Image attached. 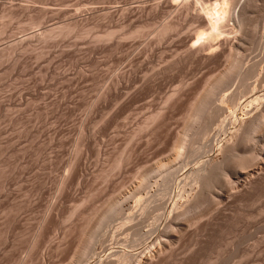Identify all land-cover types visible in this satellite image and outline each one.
Here are the masks:
<instances>
[{
	"label": "rangeland",
	"instance_id": "obj_1",
	"mask_svg": "<svg viewBox=\"0 0 264 264\" xmlns=\"http://www.w3.org/2000/svg\"><path fill=\"white\" fill-rule=\"evenodd\" d=\"M172 1L0 0V264L120 258L117 249L135 235L119 227L146 210L125 195L152 176L158 196L165 183L155 172L171 160L180 176L206 160L218 167L201 183L204 193L195 195L191 182L194 195L178 201L200 223L186 224L161 264H264V162L244 171L224 154L250 121L245 98L233 105L229 95L255 61L261 80L249 83L255 97L264 95V7L251 9L247 31L234 21L224 29L222 40L248 32L243 57L222 49L205 60L194 56L206 35L198 14L203 5L220 11L224 0ZM244 2L227 4L238 11ZM168 23L173 29L160 36ZM196 105L209 109L199 114ZM258 143L261 155L264 139ZM179 148L187 155L180 161ZM137 217L147 234L153 214Z\"/></svg>",
	"mask_w": 264,
	"mask_h": 264
},
{
	"label": "bare ground",
	"instance_id": "obj_2",
	"mask_svg": "<svg viewBox=\"0 0 264 264\" xmlns=\"http://www.w3.org/2000/svg\"><path fill=\"white\" fill-rule=\"evenodd\" d=\"M174 1H177V0H174ZM172 1V2H174ZM188 1V4H189V0ZM185 1V2H187ZM225 1V2H224ZM222 2V4L219 6L222 7L220 9V11H218L215 7V9L213 8V5L212 7L211 6H202L201 8V13L198 14V15H202V12H203V15H202V18L198 21H200L203 25V27L206 28V32H205V38H201V39H205L204 41L203 40H200L202 42H198L200 46H198L199 48L197 49V51L195 52L194 56H198V58H203V59H207V58H210L211 56H215L216 54H218L222 49H227L229 51V55L228 58L229 59H232L234 56L237 57H242L244 56V53L247 51V40H248V32L247 33H243L241 31V33L239 34V32L237 30H239V28L235 31L238 32V35L237 37H235V39H229V38H225L224 40H222V37L224 36V29L227 28V27H230L231 25V21L233 22H236L234 23L235 25H239L240 26V29H242L243 31H247L245 30V28H247V25H248V19L251 15V12L252 10L251 9H254V8H261V10L263 9L264 7V0H245V2L242 4V6L240 7V9L238 11H234L235 8H232V6H230V4L228 5L227 3H231L233 4V0L231 2H227L228 0H224ZM192 3V2H191ZM214 3V2H213ZM187 4V3H186ZM216 4V3H215ZM219 4V3H218ZM236 4V3H235ZM175 5V4H174ZM185 5V4H184ZM187 6V9L189 8L188 5ZM191 6V5H190ZM185 7V6H184ZM192 7V6H191ZM198 7V6H196ZM200 7V6H199ZM199 7L196 9V10H199L198 12H200V9ZM158 8V7H157ZM194 8V7H193ZM231 8H232V12H231ZM256 9V10H257ZM190 10V8L188 9ZM192 10V9H191ZM190 10V11H191ZM195 10V11H196ZM255 10V9H254ZM253 10V11H254ZM252 11V12H253ZM188 13V11H187ZM197 13V12H196ZM232 13V14H231ZM250 14V15H249ZM197 15V14H196ZM195 15V16H196ZM198 17V16H197ZM195 20V18H194ZM197 20V19H196ZM259 22V21H258ZM230 23V24H229ZM166 25V24H165ZM163 26V28L160 30V36H162V34H167V31L169 33V30L173 29L172 27V24L170 25L169 23L166 25V26ZM234 26V25H232ZM258 26V25H257ZM236 26H234V29ZM233 29V27H231ZM244 28V29H243ZM250 28V27H249ZM163 30V31H162ZM226 30V29H225ZM201 31V30H200ZM231 31V30H230ZM234 31V32H235ZM263 31H264V26H263ZM142 32V31H141ZM163 32V33H162ZM232 32V31H231ZM229 32V34L231 33ZM111 33V32H110ZM115 33V32H114ZM113 33V34H114ZM256 33V32H255ZM112 34V35H113ZM164 34V35H165ZM196 34V33H195ZM204 34V33H203ZM261 34V33H260ZM116 35V34H115ZM140 35V34H139ZM232 35V33H231ZM234 35V36H235ZM264 35V34H263ZM203 36V35H202ZM233 36V37H234ZM110 37V36H109ZM261 37V36H260ZM232 38V37H231ZM264 38V36H263ZM259 39V42L260 40L262 41L261 38H257V40ZM224 41V42H223ZM195 42V41H194ZM262 43V42H261ZM195 44V43H194ZM264 44V43H263ZM261 45V44H260ZM195 47V45H194ZM197 47V46H196ZM255 48V47H254ZM258 48V46H257ZM264 48V45L261 46V50L259 52V54H261L262 52V49ZM195 50V49H194ZM222 52V51H221ZM193 54V53H192ZM191 54V56H192ZM258 54V53H257ZM213 56V57H214ZM263 56H264V53H263ZM237 57V59H238ZM246 57V56H245ZM257 57V55H256ZM216 58V57H215ZM264 58V57H263ZM234 59V58H233ZM236 59V58H235ZM243 59V58H242ZM241 59V60H242ZM245 59V58H244ZM211 60V59H210ZM239 60V59H238ZM236 60L235 63H236V67L240 70L242 68V61H238ZM246 60V59H245ZM244 61V60H243ZM262 61V60H261ZM264 61V60H263ZM262 61V62H263ZM264 63V62H263ZM262 64V63H261ZM260 63L257 64L256 61L252 64H249V65H246V67H244L243 69V73H244V79H243V84H241V87L236 91V92H232L233 95H229V97H231V100L233 101V105H237V101L242 99V98H245V100H242L244 102H242V106H245L246 109H248L247 111V114L249 115L250 117V121L248 124H245V125H242L240 131L241 136H239L237 142L235 143H230L229 145L226 146L225 148V152L224 154H227V156L229 157L230 155H233V158H237L236 160H238L237 162V166H236V169H241V170H244V171H249V169H253L252 167L254 165H263V162H264V152L263 154L259 155L258 151L255 150L257 144L259 141L261 142L262 139H264V95H260V96H257L255 97V95H258L256 92L255 93V90L256 89H252L251 87V84L249 83V81L251 80V78H255L258 77L259 73H258V69L257 67H259ZM236 68V69H237ZM261 73V72H260ZM232 74V73H231ZM263 74V73H261ZM117 78V77H116ZM262 78V76H261ZM224 79V77H223ZM222 79V80H223ZM226 79V78H225ZM224 79V80H225ZM259 79H260V75H259ZM264 79V78H263ZM221 80V82L223 83V81ZM236 80V79H235ZM261 80V79H260ZM242 81V80H241ZM220 82V83H221ZM264 82V80H263ZM219 83V82H218ZM219 83V85H220ZM226 83V82H225ZM253 84V83H252ZM262 83H260L261 85ZM218 85V86H219ZM223 85V84H222ZM226 85V84H225ZM216 86V85H215ZM221 86V85H220ZM261 87V86H260ZM213 88V87H212ZM224 88V87H223ZM215 89V88H214ZM221 89V87H220ZM219 88L217 89L216 88V92H218L220 90ZM220 92H223L222 90L219 91ZM263 92V91H262ZM213 93V92H212ZM218 93V94H219ZM264 93V92H263ZM216 94V93H215ZM214 94V95H215ZM251 94V95H250ZM178 95V94H177ZM213 95V94H212ZM213 95V96H214ZM217 95V94H216ZM220 95V94H219ZM228 95V94H227ZM212 96V97H213ZM255 97V98H254ZM172 98H170L171 100ZM211 99V98H210ZM173 100V99H172ZM209 100V99H207ZM212 100V99H211ZM200 101V100H198ZM170 102V101H169ZM211 102V101H210ZM205 103V102H204ZM203 103V104H204ZM167 104V103H166ZM193 104V103H192ZM195 104V103H194ZM198 104V102H197ZM201 104V103H200ZM209 104V103H208ZM207 104V105H208ZM202 106V105H201ZM204 106V105H203ZM209 106V105H208ZM207 106V108L209 109V107ZM217 106V105H216ZM212 107V106H211ZM205 109V106L203 107ZM206 108V109H207ZM213 108V107H212ZM210 108V111L209 113L211 112V109ZM218 109H220L218 106H217ZM215 108V110L217 109ZM250 108V110H249ZM194 109H197V113L201 114L203 112H207L208 109L204 111V109H202L201 107L198 108L197 105L194 106ZM218 109L215 111H213L214 115L215 113L217 114L218 112ZM192 110V109H191ZM220 112H221V109H220ZM162 113V112H160ZM196 113V112H195ZM194 113V114H195ZM196 113V115H197ZM207 113V115L209 114ZM219 113V112H218ZM203 114H206V113H203ZM212 114V113H211ZM209 114V115H211ZM194 115V116H196ZM218 115V114H217ZM220 115V114H219ZM218 115V117H219ZM204 116V115H202ZM201 116V117H202ZM199 117V116H198ZM207 117V116H206ZM211 117V116H210ZM209 117V118H210ZM154 118V117H153ZM197 118V117H196ZM208 118V117H207ZM232 118V117H231ZM158 119V118H157ZM200 119V118H198ZM230 119V118H229ZM201 120V119H200ZM223 122V121H222ZM231 122V121H230ZM238 122V121H237ZM150 123V122H149ZM148 123V124H149ZM233 124V123H232ZM150 127V126H149ZM221 127V126H220ZM224 127V126H222ZM204 128V127H203ZM212 128V127H211ZM208 129V127H207ZM206 129V130H207ZM224 129V128H223ZM243 129V131H242ZM201 130V129H200ZM206 130L204 128V130L202 129L203 131V134L202 135H206ZM210 132V130H207ZM208 132V133H209ZM239 132V131H238ZM202 133V132H201ZM207 133V134H208ZM222 133V132H221ZM239 135V134H238ZM235 137V136H234ZM215 141V140H214ZM233 141V140H232ZM179 142V141H178ZM177 142V143H178ZM211 144H213L211 142ZM256 144V145H255ZM259 144V143H258ZM179 145V143H178ZM206 145V144H205ZM209 145V144H208ZM204 146V145H203ZM212 146V145H211ZM258 146V145H257ZM175 147V146H174ZM178 147V146H176ZM184 148V147H183ZM200 148V147H199ZM199 148L196 150L197 153H198V150ZM255 148V149H254ZM182 149V148H181ZM193 149V148H192ZM222 149V148H221ZM176 149L174 148V151ZM180 150V148H179ZM178 150V151H179ZM201 150V149H200ZM203 151V150H202ZM190 152V151H189ZM176 153V151H175ZM196 153V154H197ZM188 154V153H187ZM193 154V153H191ZM177 158L179 160V158L185 156L186 154H184V152H182V150H180L179 152H177ZM189 155V154H188ZM181 156V157H180ZM187 156V155H186ZM194 157V155H192ZM226 156V159L224 158V160H227L228 157ZM259 156H261L260 160H259ZM176 158V160H177ZM234 158V160H235ZM262 159V160H261ZM210 160V159H208ZM233 160V159H232ZM172 161V160H171ZM171 161H168L169 164L165 163L163 165H161L159 168H157V173L158 174V177H164L162 179H164V190H162L158 196H152L151 194V188L153 187V181L151 182V180H154L155 177L152 178V176H150L151 178L149 177H146V178H143L141 182H139L136 186H133L130 191L125 195V198L126 200H130V199H133L135 201L137 200H141L143 202V205L145 206L146 210L145 212H140V213H135V214H132V215H127L128 218L124 219L123 220V225H121L119 228H121L122 231L125 232L126 228H128L127 230H133L134 232V241H132L130 243V245H126L127 242H125V245L122 243L121 244V248L117 249L118 250V253L120 254V252L122 253V255L120 256V258L118 257V254H115L114 256H111L112 254H108L107 258H110L109 260L106 258V264H115L117 263L116 260H112L115 256H117L120 261L118 264H161V262L166 258L168 257L167 254L170 253L169 251L172 250V245L174 244V242H176V239L178 236H180L181 234H183V230L186 226V224H190V227H193V229H196V226H198V224L200 223H194V220H193V217H191V214L193 213L194 209L192 208H189L187 207V202L184 203L183 207L180 206V207H177L178 206V201L180 200H184V197H186V193L187 195L189 194L188 197H190L192 194L190 192H188V188L190 184L194 183L192 185V188L195 187L197 188V190H194L195 188L191 189L193 190L192 192H194V194H198V195H201L202 193H204V191L202 192L203 189H201L202 187V184L201 183H205L203 188L205 187V185H207V179L209 177H212L213 175L212 174H215L216 172H214L215 170H217V167L218 165L215 164V163H212L211 161L210 162H207L206 160V163H203L202 165L196 167V168H188L186 169V166L184 167L183 169V176H180V170L179 168L177 167H173L174 165L172 163H170ZM180 161V160H179ZM260 161V162H259ZM175 162V161H174ZM229 162V161H228ZM225 163V162H224ZM179 164V163H178ZM217 165V166H216ZM222 165V164H221ZM226 165V164H225ZM189 166V165H188ZM194 166V165H193ZM191 167V166H190ZM264 168V167H263ZM155 170V168H154ZM221 171V169H220ZM214 172V173H213ZM254 173V172H253ZM248 174V173H247ZM250 174V173H249ZM256 175V174H255ZM155 176V175H153ZM157 176V175H156ZM246 176V175H245ZM262 176V175H261ZM243 174H242V178H243ZM248 177H250L248 175ZM253 177V176H252ZM255 177V176H254ZM251 178V177H250ZM254 179V178H253ZM256 179V178H255ZM260 179V178H258ZM210 180V179H209ZM212 181V179L210 180ZM241 180H239L240 182ZM192 182V183H191ZM250 182V181H249ZM251 183V182H250ZM210 184V183H208ZM150 189V190H149ZM245 189V188H244ZM129 190V189H128ZM148 190V194H147V198L145 199H141V194L142 192L144 191H147ZM193 194V195H194ZM197 195V196H198ZM196 196V197H197ZM236 197V196H235ZM123 200V199H122ZM117 201V200H116ZM120 201V200H119ZM186 201V200H185ZM114 204V203H113ZM119 205V204H118ZM115 207V205H113ZM113 207V209H114ZM116 207H117V203H116ZM115 210V209H114ZM116 212H118L116 210ZM121 213V212H120ZM120 213H118L120 215ZM148 213V216L149 214H153V222L155 219L159 220L158 224L156 223V221L153 224L150 222V226H147L149 228V230L147 231L148 228H145L144 226V230L147 231V234L145 233V235L143 233H141V231L143 230H140L138 228L139 227V220L142 221L145 220L144 217H145V214ZM123 215V213H122ZM138 216V217H137ZM139 216L142 218L140 219ZM152 216V215H151ZM136 217L139 218V222L136 224ZM155 217V218H154ZM148 219V217H147ZM150 219V220H151ZM141 223V222H140ZM146 223V222H145ZM204 223V222H203ZM122 224V222H121ZM139 224V225H138ZM144 224V223H143ZM149 224V223H148ZM147 225V223L145 224ZM138 226V227H137ZM141 226H143L141 224ZM189 226V225H188ZM137 227V229H136ZM118 228V229H119ZM192 228H190L191 230ZM118 231V230H117ZM116 233H118L120 235V229L119 231ZM202 231V230H201ZM128 232V231H127ZM126 232V233H127ZM132 232V233H133ZM143 232V231H142ZM190 232V231H189ZM115 234V233H114ZM123 234V233H122ZM121 234V235H122ZM186 234V233H185ZM196 234V233H195ZM118 235V236H119ZM120 235V236H121ZM133 235V236H134ZM114 236V235H113ZM116 236V235H115ZM184 236V235H183ZM182 237V236H180ZM129 238V237H128ZM126 237V239H128ZM133 238V237H132ZM131 239V238H130ZM129 239V241H131ZM181 239V238H180ZM92 242V241H91ZM120 244V243H119ZM129 244V243H128ZM90 247V246H89ZM118 247V246H117ZM129 247V250H131L132 248H135L136 250H138V248L140 249L139 252H137L136 254L133 253L134 255H132L129 251H127L125 248ZM175 248V247H174ZM89 249V248H87ZM116 249V248H115ZM135 249H132V250H135ZM84 251L86 250V247L85 249H83ZM90 250V249H89ZM88 250V251H89ZM116 250V251H117ZM88 251L86 250L84 253L85 255H87ZM83 252V251H82ZM112 253H115L112 252ZM174 253V252H173ZM80 254V253H79ZM82 254V253H81ZM77 255V254H76ZM78 256V255H77ZM81 257V256H80ZM84 258V254L82 256ZM113 257V258H112ZM116 257V258H117ZM172 257V256H171ZM76 258V257H75ZM82 259V258H81ZM79 260L82 262V260L85 262V258L82 259V260ZM80 264V262H78ZM84 264V263H82ZM87 264V263H85ZM103 264V263H102Z\"/></svg>",
	"mask_w": 264,
	"mask_h": 264
}]
</instances>
